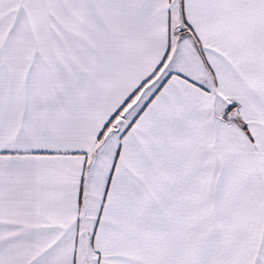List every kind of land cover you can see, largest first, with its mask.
<instances>
[{
  "label": "snow or ice",
  "instance_id": "obj_1",
  "mask_svg": "<svg viewBox=\"0 0 264 264\" xmlns=\"http://www.w3.org/2000/svg\"><path fill=\"white\" fill-rule=\"evenodd\" d=\"M0 264H264V0H0Z\"/></svg>",
  "mask_w": 264,
  "mask_h": 264
}]
</instances>
